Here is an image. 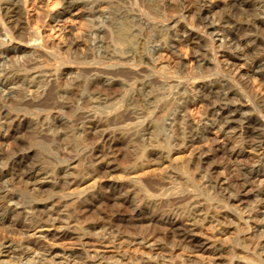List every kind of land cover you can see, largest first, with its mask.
Instances as JSON below:
<instances>
[{
	"label": "rangeland",
	"instance_id": "374dc122",
	"mask_svg": "<svg viewBox=\"0 0 264 264\" xmlns=\"http://www.w3.org/2000/svg\"><path fill=\"white\" fill-rule=\"evenodd\" d=\"M55 1L57 2V0H36V1L19 0L22 8L24 7L23 8V16H24L23 19H25L27 17V19H29L28 23L30 22L29 23V25H30L29 29H27L24 32L26 33L30 30L34 31L38 27L42 36H44L43 37L44 39L45 38L49 39V41L54 42L56 44V46H60V47L54 48V50H52V51H54V53L50 56L44 55L45 56L44 57L42 55L38 59V62L36 63L35 66L33 64H32L33 66L29 65L30 68L28 67V65H27V67H24V68L12 66L11 62H10L12 71H14V72L16 71V73H18L20 75L27 74V73L29 74L31 72H32V74L37 72L36 73L37 75H43L44 74L45 76L44 75L43 76L46 77L45 79H43V82H44L43 88L45 89V91L41 97H38L36 99L37 101H33V94H30V93L28 94V92L25 93L22 90H20V91L15 90L13 92V94L15 95L16 98H19V97L21 98L26 94L25 95L26 96V103L31 102V104H29V105L22 106V109H20V110L14 104V102L13 103L11 102L12 99L11 100L9 99V101L7 102L4 100V98H2V96L0 97L1 98L0 99V116H2V114L6 110V111H9L11 113H19L20 115L25 117V124H24L25 126L20 130V132H18L16 134V136L14 138H12L11 141H9L4 146V148H7L6 146H8V147L10 146V148H8L9 150L6 153L7 156L4 157L5 156V154H4V155H2L4 157V159H0V167H1L0 169H5L8 166V164H7L8 161H10L11 158L13 157V155L15 156L18 152V154L24 153V155L26 157H28V158H26V165H28V167H29V165L32 166V164L35 162L34 165H36L39 169H41L40 171L45 174V175L43 174L42 178H41L42 186L39 189H37L36 191L31 189V187L33 188V186H31V185L24 186L21 184H15L16 186L14 185L12 187L4 188L5 190H8V192L11 190L15 192V195L18 198V199L16 198L17 199L16 201L19 200L18 201L19 204L16 206L17 212L18 211H28L30 204L31 205H34V204L37 205L38 204L37 206L41 209L44 208L45 204H46V205H48V207H51V205H53V206L55 205L54 207H56V209H57V207L59 209L61 207L62 208L64 207V209L67 208L71 212L70 213L71 215H73L72 212H74L75 215L77 214V217L74 221H72L73 223L70 222L68 225L63 223V225H62L63 227L57 226L60 224H55L53 226H50V225H47V226L42 225L41 226L38 224L34 225V223L32 221L27 220L29 223L27 224L26 223L27 221H25V225L27 224L26 225L27 228L26 227L22 228V230H21L22 233H21V231L16 230L13 226H10L6 222V220L0 221V240H1L0 264H29V260H28L29 258H22L21 260L18 261L17 257L13 256L10 252L12 250L11 246L15 247V245H17L18 242L19 243L24 242L23 244H25L27 242V240L36 241L38 244V247H41V248H51V249H54L56 251L64 250L66 252H72L74 254H76V253L81 254V256L83 255L82 257L84 260V263H82V264H149V263H153V264H160V263L161 264H197L196 262H199L200 260H201V262L203 261L204 264H208V263L212 264V262H213V264L214 263L215 264H228L231 260L230 258H232V260H235V261L236 260L240 261L241 258H244V259H241V261L245 260V263H248L249 260L247 259V256H248V258H250V257L254 258L253 257L254 256L253 255V247L255 246L256 243L254 242L255 244L253 243V247L252 246L250 247V248H252V250L251 249H245L244 245L241 243L242 238H245V237L247 238L249 235H251V231L247 230V226H246L247 224L245 223V216L247 214L246 210L249 209L250 207L247 208L248 206L246 207L245 205L252 204L251 203L252 201L255 202L254 201L255 198L252 195L258 190V187L255 186L252 188H247V190L242 191L240 193L241 196H244V197H246L245 199H247L244 202H242V203L240 202L239 204H237V202H233L234 206L236 205V207H238L240 210L242 208V210L240 211L241 214L239 216L238 215L234 216L235 213L232 211L233 210L232 207H229V209L225 208L221 204L220 200L211 199L207 196V194L204 191L201 190L205 194L202 193L201 191H199V189H197L196 187L195 188L192 187V185L195 184L196 171H194L195 168L193 167V166H195L194 162L193 161L191 162V160H189V159L192 157H196V155H198V152L201 149L206 148L207 146H214V148H216V146L218 147V145L220 143H222L224 140H227L228 138L219 134L218 130H216L215 128H210L207 131V134H206L207 139L206 140H199V141L194 140V142H190L188 139L187 141H189V142L187 143L186 148L184 146H182L181 141H179L177 145L175 144V142L171 143V141H169L170 139H168V137H169V135H171V133H169V131L167 129H165V128H167L165 125L167 123H165V122H168V121L166 120L164 122V120H165V117H167L166 114L174 107L173 101L175 102V98L183 95L184 87H188L190 85V80H188L186 78L185 73L180 72V70L182 68H178V67L174 66L175 65L174 62L175 63L178 62V60H179L178 55H180L181 58H183V60L186 61V63H185L186 66H188L190 64L191 54L188 50L186 51V49L183 46H178L179 48H177V50L179 53L177 51H174V50H172L173 51L172 52L170 49L162 50V52L161 51L159 52V55H158L159 57H158L157 62H156V63H158V66H157L159 68V69L157 68L158 70L156 68L154 69V67L149 62V60H147V59L151 58V52H152L151 48H153V46L158 43L157 41H160L159 40L160 38L162 40L163 36H166V30H165L166 24H169L168 26L171 25L170 26L171 31H174V29H173L174 24L173 23H175L174 21H178V23H180V25H178V23H177V27L178 28L180 27V31L178 33H179L180 37H184L183 31L181 32V30H184L186 27H191L190 25H191L192 20H193V17H191L192 13L188 14L187 8L188 7L190 8L191 6H193V10H196V5L193 4L195 0H193V1L192 0H186V1H182V0H173V1L172 0L171 1L170 0L169 1L168 0H166V1L146 0L147 2H143L144 0H83L84 5L86 7L84 5L82 6V3L79 4L80 6L79 5L72 6L68 10V12L66 14H64L61 18H59L57 20H50V19H48V17L45 16V13L42 12L43 11L42 9H46V8L51 9L52 8L51 12H56L57 10H60L61 9L60 3H57V5H54ZM175 1H176V3H175ZM177 1L178 2L180 1V2L177 3ZM213 1L217 4H219L218 9L216 8L214 10V12L215 11L216 12L215 13L212 12V14H214V16H215L214 17L215 20H218V14H219V17H222L223 19H225V17H230L234 21H236L237 23H241V24L245 23L246 21L248 22V20L252 21L254 18H256L257 14L260 13L259 12V6L261 5L260 8L262 7V5L264 7V0H245V1H250V3L252 5L250 7L238 6L237 9H236V7L235 8L226 7V5L223 4V2H225V0H213ZM261 1H263V2H261ZM137 2L139 3V5H137L138 4ZM222 4H223V6H222ZM254 4H256V5H254ZM163 5H164V7H163ZM178 5L180 7H178ZM181 6H183V7H181ZM257 6H258V8H257ZM84 7H85V9L88 8L87 12L85 9H83ZM220 7L223 9H221ZM89 8H91V9H89ZM92 8H95V9H92ZM182 8L184 9L183 11H181ZM238 8L239 9L242 8V10H239ZM231 9H233V10L231 11ZM253 9H255V10H253ZM91 10L93 13L91 12ZM222 10H224V11H222ZM248 10L250 11V13H248L249 12ZM193 12H195V11H193ZM251 12H253V13H251ZM85 13H91V14L86 16ZM226 13H227V15H226ZM254 13L255 14L257 13V14L253 16L252 14H254ZM43 14H44V16H43ZM247 14H248V16H246ZM159 15H160V17H159ZM251 15H252V18H251ZM193 16H194V13H193ZM178 17L181 21L178 19ZM243 17H245L246 19L248 18V19L247 20L243 19ZM182 18H183V20H182ZM184 18H186V19H184ZM235 18H236V20H235ZM89 19L91 20L90 22H89ZM238 19H240V20H238ZM182 22L183 23L185 22V23L183 24ZM194 24L196 25V27L198 26V28L195 27V29H193L195 32H198L199 34H201L203 36V38L209 37V34H207L204 31V28H202L204 24H198L197 22H195V23L193 22V25ZM217 24L220 28L218 26H216ZM185 25H186V27H185ZM214 25L217 27L216 29H218V30H215L213 33V34H216L214 36L215 41L213 43V51L215 52V56L219 62L216 61L217 62L216 63L214 60H212L210 63L211 64L210 66H213L214 65L213 63H216L218 66L222 67V69L220 67L221 70H223V69L225 70V71L223 70L225 73L224 72L220 73L221 78L231 79V77L236 75L235 78L237 80H232V82L229 80L230 83H232V84L234 83L237 86H242V88H244L246 92L248 91L247 93H249V95L251 94L250 96L252 98H253L252 93L254 95L260 94V93L264 95V76H263L264 75V68H263L264 66H263V63L260 65L259 64L253 65L252 66L253 68L252 67L250 68L247 65L251 60L253 61V58L256 59L259 56L264 55V38H263L264 35H262V32L259 30L261 32V34H260L258 30H255V29H252L251 31L249 30V34H247V35L252 37L254 40L256 39L255 41L252 40L251 41L252 43L249 44L250 40L244 41L245 37H247V35L244 34V33H246V31L245 30L243 31L242 28H240L241 26H238L237 28H239V29L236 31L234 30L235 35L237 34L236 37L239 38L241 41V44L239 45L238 50L239 49L242 50V52H240V50H239V52L244 53L247 56L243 55L241 57H233V56L227 55L229 49L227 50L224 46L223 47L219 46V42H218V37H222L225 34V31H227V29L228 30L231 29L230 31H233L232 28L230 27L233 25L229 23V24H225L223 26L222 25L220 26L218 21H215ZM182 27H183V29H182ZM221 27H222V29H221ZM60 28H64L65 31L61 32L62 30H60ZM161 30H162V33H161ZM66 31L67 32L70 31V35L67 38H69L72 34L71 38L73 39V41H75V42L77 41L80 44L79 48H81L83 45V47L80 49L81 54H80V51H78V50L75 51V50L70 49L71 51L70 50L66 51V50H68V48L63 47L64 43L67 40L66 34H65ZM208 31H210V30H208ZM239 32H241L244 35H242ZM85 33H87V34L89 33L90 36L85 35ZM247 33H248V31H247ZM161 34H163V35H161ZM263 34H264V31H263ZM83 35H85V38ZM82 36H83V38H82ZM90 37H91V39H90ZM243 38H244V40H243ZM85 39H87V40H85ZM93 39L95 40V42ZM82 40H83V42H82ZM91 40H92V42H91ZM259 40H261V41H259ZM226 41H228V40L226 39ZM247 42H249V43H247ZM0 43H2V41H0ZM203 43L204 44L201 43V49L202 48L207 49V47L209 46V42L203 41ZM205 43L207 45H205ZM258 44H259V46H258ZM84 45H88L89 48L84 46ZM91 45H92V47H91ZM93 45L95 46L94 50H93ZM2 47H3V45H0V48H2ZM95 48H96V51H95ZM97 48H100V49H97ZM199 48L200 47H198V49ZM56 49H58V50H56ZM82 49H84L86 52L84 50H83L84 52H82ZM185 51L188 53L185 54ZM73 53L75 55H73ZM76 53L78 54V56L76 55ZM174 53H176V54H174ZM99 54L101 56H99ZM188 54H190V55H188ZM95 55H97L96 56L97 58L95 57ZM176 55H177V58H176ZM108 56L109 57L111 56L112 58L111 57L109 58ZM139 56L140 57L143 56L144 58L141 57L143 60L140 59ZM47 57H49V58H47ZM79 57H81V58H79ZM82 58H84V59H82ZM101 58H104V59H101ZM107 58L109 61L107 60ZM68 59H69V61H68ZM100 59L103 61H101ZM125 60H127V61L125 62ZM141 60H142V62L139 65V67L138 66L136 67L132 64H129V63L138 62ZM83 61H84V63H83ZM147 61H148V63H146ZM113 64H116L115 67H111V65H113ZM147 64H149V65H147ZM160 65H167L168 69L161 71ZM118 66H120V67H118ZM123 66H125L126 68ZM131 66L136 67V70L130 71L129 67H131ZM170 66H172V67H170ZM61 68H63V69H61ZM127 68L129 69V73L125 72L126 70L128 71ZM21 69H22V71H21ZM51 69H52V71H51ZM56 69L60 72H58ZM101 69L102 70L104 69L105 72L106 71H112V70H114L115 72L112 71L111 74L109 73L110 75H108V74L106 75V74H104V72L102 73ZM106 69H108V70H106ZM122 69H123V71H122ZM43 70H45V71H43ZM93 70H95L94 73H93ZM116 70L117 71L119 70V71L116 72ZM96 71L100 73L101 77H99L100 75ZM56 72L60 73V74H57ZM64 72H66V73H64ZM230 72L232 74H230ZM233 72H235L234 75H233ZM141 73L143 76L141 75ZM209 73L210 72L205 73V75L209 74ZM66 74H68V75H66ZM102 74H104L108 77H111V75H112V78L114 77V79L116 80V83H115L116 85L114 83L110 86L106 85V83L104 84L105 78ZM56 75H58V76H56ZM91 75H92V77H91ZM97 75H99V76H97ZM218 75L219 74H216V76H218ZM220 75L218 77H220ZM65 76H66V78H64ZM216 76L213 75V77H216ZM97 78H99V79H97ZM120 78H121V80H119ZM134 78L136 80H134ZM204 78L207 79L209 77H204ZM58 79H59V81H58ZM63 79H65V80H63ZM88 79H89V81L92 80L93 82L90 81L91 83L89 84ZM117 79L119 80V83H118ZM47 80H49V81H47ZM62 80H63V83H62ZM71 80H74V81H72V83H69ZM139 80H140V82H139ZM141 81L143 84L141 83ZM48 82H50V83L48 84ZM58 82H60V83L58 84ZM149 82H150V85H149ZM144 83H146V84L144 85ZM51 84H54V85H51ZM69 84H71V86ZM93 84H96V85H93ZM135 84H136V86H135ZM68 85H69V87H68ZM100 85H102L103 87L101 88ZM50 86L52 87V89L55 87V91L58 88L60 89V87H61V89H63L65 87L63 89L64 93L60 92L61 95L63 94L62 95L63 99H57L58 101H60L58 105L53 103V99H52L51 95H54V93H51V92H54V89L52 91ZM89 86H90V88H89ZM132 87L133 88L136 87V88L133 89ZM143 87H145V88H143ZM49 88L51 90V92H50L51 95L48 93L50 91ZM92 88L93 89L97 88L98 90L96 89V91H94L95 89L93 90ZM99 88H101V89H99ZM47 90H48V92H46ZM74 90H75V92H74ZM100 90H102V91L100 92ZM143 90L146 91V93L143 92ZM16 92L18 93V95H16L17 94ZM45 92H46V94H45ZM93 93H96L99 95L101 93H104L105 95L104 94L100 95V97L102 98V99L100 98V100L101 101L104 99L106 100L107 97H108V100L106 102H104L103 104H100L98 107H96V103H92V101L90 99ZM4 95H5V93H4ZM67 95H68L69 99H68ZM74 95H76V96H74ZM109 95L111 96L110 99H109ZM11 96H13V95H11ZM11 96L8 95L7 97H11ZM79 96H80V99H79ZM46 97L49 99H46ZM41 98L43 99V102H41V100H40ZM87 98H89V99H87ZM111 98H113V99H111ZM50 99L52 102L51 101L49 102ZM44 100H47L48 102H45ZM212 100H215L214 97H212L208 101L211 102ZM39 101H40V103H39ZM64 101H66V102H64ZM88 101H90V102H88ZM246 101L247 100L244 98L243 103H242V101L241 102L236 101V102L244 105L248 102V101L247 102ZM44 103H46L45 104L46 106L42 105ZM65 103H67L68 105ZM89 103L91 104V106ZM34 104H38V105L41 104V105L38 107H35ZM51 104L53 105V109H50V111L46 110V109L50 108V106L48 107L47 105H51ZM133 104H134V106H133ZM94 106H95V108H94ZM170 106H172V108H170ZM12 107H14V109ZM56 108H58V109H56ZM189 108H190L189 111L191 110L189 112V117L191 120L193 118V121H195V120H199V118H200V120H202V122L204 121V117L206 118V116L204 113L205 107L203 105H199V104H197L195 106L192 105ZM98 109H100V111ZM114 109H116V110H114ZM168 109H169V111H168ZM84 111H86V113ZM92 112L94 114H92ZM55 113H58V114H55ZM79 113L80 114L82 113L83 115L82 114L80 115ZM252 113L255 114L257 112L252 111ZM86 114L92 115L91 120H96L100 117L99 118L100 121L101 122L103 121L101 123V129L105 128L103 130V133L110 135L114 138H119L118 139L119 141L118 140L115 141V143L113 145V147H115V148L112 147L113 150L112 149L110 150L112 152V153L110 152V155L112 154L114 157V159L112 157L113 166L115 167V169L113 171L110 170V171H106L103 173L101 172L100 174L98 173L97 175H93V176L91 175L92 174L91 173L92 168L89 166V159H88L89 157L87 158V156H89V154H91L93 148L102 145V142L104 139L102 137V134H103L102 131H99V133L95 132L96 134L95 133H92V134L89 133L87 135L79 134V133H81L80 132L81 130H80V127H78V126H80V122L78 123V120L79 121L83 120L85 125L89 124V121H87V118H86V120L82 119V117H84ZM100 114H102V115H100ZM116 114H118V115L116 116ZM76 115H78V116H76ZM137 115H138V117H137ZM79 116H82V117H79ZM53 117H55V118H53ZM144 117H145V119H144ZM75 118L78 120L76 121ZM201 118H203V119H201ZM50 119H52L51 123H50ZM38 120H39V122H38ZM104 121H106V122H104ZM177 122H176V126L174 127L173 130H174V134L179 137V135H180L179 131H181V129L179 128V125H180L179 122L180 121H177ZM33 123L35 125H33ZM134 123H135V125H134ZM29 124H31V125H29ZM59 124H61V125L58 126ZM102 124H103V126H102ZM62 125H64V126H62ZM136 125L137 126L139 125V126L137 127ZM45 126H47V127H45ZM49 126L52 127V129H51L52 131L51 130L48 131ZM73 126H75V127H73ZM61 127H63V128H61ZM143 128H144V131H143ZM152 128H154V129H152ZM166 130L168 131V134H167ZM53 131H54V133H53ZM60 131H64V132L66 131V132L64 133V132H60ZM50 132L52 134H50ZM146 133H147V135H146ZM99 134H101V135L99 136ZM144 134H145V136H144ZM120 136L125 138V139H122ZM127 137H128V139H127ZM150 138H152V139L150 140ZM212 140H213V142H212ZM150 141H153V142H150ZM210 141L212 142V145H211ZM100 142H101V144H99ZM158 143H161V144H158ZM189 143H191V144H189ZM217 143H219V144L217 145ZM24 144L26 145V148L24 147L25 146ZM97 144H99V145H97ZM153 144H156V147ZM248 144H249V142L246 143V146H244V151L247 152L249 155L245 154L240 159H235L234 162H235L236 166L241 167V166H244V163H247V162L252 163L253 161H255L257 159V156H260V154L262 153V148L252 149ZM12 145L14 146V148ZM204 145H205V147H204ZM18 147H21V148L18 149ZM157 147H158V149H161L163 151L164 156L167 155L166 158H163L162 160H160V158L158 157L159 156L158 154L151 152L152 149H157ZM149 148L151 150H149ZM22 150H23V152H22ZM14 151H17V152H14ZM210 151H206L203 153V157H207V158L209 157L208 163L217 164V165H224L225 162H223L224 160H222L223 155L221 157V154L219 155L217 153L218 155H215L216 152L214 153L213 151H211V152ZM216 151L218 152V150H216ZM9 155H10V158H8ZM218 156H219V159H218ZM6 158L8 160H6ZM213 158L215 159V161H213L214 160ZM246 158H248V159H246ZM241 159H243V160H241ZM3 160H4V162L6 161L7 163H4L3 167H2L1 162H3ZM31 161H33V162H31ZM221 161H222V163L220 164ZM185 163H186V165H184ZM190 163H192V164H190ZM236 163H238V165ZM5 165H7V166H5ZM26 165L24 168L27 169L28 167ZM188 166L189 167L192 166L193 168H189ZM183 168H185V169H183ZM89 169L91 170V172ZM191 169H193V170H191ZM222 169H223V167L222 168L220 167L219 171L222 172ZM66 170H67V173H70L72 171V174L69 175L70 179L77 180V182L72 184L71 186H69V188L63 184V177L66 174L65 173ZM128 170L130 171V173ZM75 171H76V173H73ZM55 172H58V173L56 174ZM61 172H63V173H61ZM166 172L169 176L166 174ZM192 172H194V173H192ZM57 175H58V177H57ZM159 175H163V177H160ZM193 175H195V177ZM171 176L173 177V180H172V178H170ZM175 177L178 178L177 182H176V180H174ZM192 177H193V179H192ZM181 180H182V183H181ZM179 181H180V183H179ZM52 183H57V185L54 186ZM59 183H60V185H59ZM113 184L116 187H120L124 191H128V193L134 195L135 199L137 200L136 203H138L139 205H147V204L150 205L152 202L160 203L162 201V203H160V205L162 204L161 205V207H162V206H164V203H165L164 199L167 197L168 194H170V192H171V194H173V196L175 194H177V195H175L176 198L177 197L178 198L179 197H182V198L185 197L186 198L187 196H185V195H189V193L192 196L197 195V198L199 199L200 203L203 206L202 208H204L203 212L205 210V213H208L209 216L211 215V212H214V211H217L218 213L229 212L231 215H233V217H234L233 221H235L236 224L238 223V226H236L235 223H234L235 224L234 225L232 223L229 224V222H226L225 223V227L227 229L226 232L225 233H218L214 230V228H212L213 226H211L210 222L206 221L205 223H203V225H202L203 227L200 226L202 228H200L196 225L197 228L195 227V232L197 231L196 234L199 238L208 240L210 243H212V245L215 244L216 247L218 246L217 248H220V246H221V248H223V249H221V251L216 252V253L215 252H209V251H200V252L191 251L190 252L189 250H184L181 248H177V249L175 248L174 249L172 247L174 242H172V241H174L175 237L171 233H167V237H164L165 236L164 232L166 230L164 231L163 227L161 226L163 224H161L159 221H156V220L152 221V223L151 222H133L131 224L128 223V224H125L126 226L124 225L121 229L123 231V233H126L125 237L126 236L137 237V236L141 235L142 233L143 234L149 233V232H152L153 230L154 231L156 230L157 232L160 231V233L157 234L155 240H153L154 242L152 241L153 243L152 242H150V244H148V243L138 244L137 242L129 243L128 239L125 240L126 239L125 237L118 238L114 241L100 240V239H98V236H96L94 234L91 235V233H84V232H87V230H88L86 228L92 222L97 221L98 218L101 219L103 217H110L111 215L115 216V215L120 214L121 212L122 213L124 212L123 214H128L130 212V208H131L129 204H126V203L120 204V203H117L114 200L109 198V197H112L108 193H110L112 188H114ZM97 185H100V186H97ZM168 185H171V186L168 187ZM60 186H62V187H60ZM193 186H195V185H193ZM51 187H54V188H51ZM164 187H167L168 189L170 188L165 194H164V192L159 190V189L164 188ZM262 187H264V184L261 186V188ZM186 188L189 189L190 192ZM12 191L10 193H14ZM33 191H34V193H33ZM156 191H158V192H156ZM85 193L87 194L86 195L87 197L84 196ZM159 193H161V194H159ZM179 194H180V196H179ZM68 195H70V196H68ZM136 195H138V196H136ZM155 195H156V197H155ZM150 196H153V197H150ZM162 196L164 197V199ZM142 198H143V200H142ZM38 199H40V201ZM52 200L55 202H53ZM156 200H159V201H156ZM86 201H88V202H86ZM52 202H53V204H51ZM85 202H86V204H85ZM245 203H248V204H245ZM65 204H67V205H65ZM73 204H74V206H73ZM82 204H83V206H82ZM65 206H67V207H65ZM19 208H21V209H19ZM22 208H24V209H22ZM75 208H77V209H75ZM150 210H151V208H150ZM76 211H78V212H76ZM232 213H234V214H232ZM15 216H13L12 218L15 219L18 216L20 218V214L17 217H15ZM14 219H12V220H14ZM237 219H240V220L238 221ZM184 220H183V222H185V223L187 222L188 225L191 224L190 222H188V220H186V219H184ZM30 224H31V226L29 227ZM132 224H134V225H132ZM198 224H200V222ZM239 224H240V226H239ZM255 224H256L255 222H251V221L249 222V226H251V229H252V227L254 229ZM58 227H59V229H58ZM78 227H80V229ZM238 227H239V229H237ZM66 229H68V230H66ZM75 229H76V231H75ZM241 229H242V231H240ZM79 230H81V231H79ZM54 231H57V233H59V234L64 232V231H67V233H70V234L65 235V236L55 235V236L51 237V235ZM125 231H127L129 233H127ZM46 233H49V235H46ZM162 233H163V236H162ZM127 234H129V235H127ZM160 236L162 238H160ZM170 242H171V244H170ZM223 246H225V247H223ZM227 248L229 250H227ZM231 250H232V252L233 251L234 252L232 253ZM19 251H20V249L18 247H16V252H19ZM42 255L47 256V253L42 252ZM149 255L153 259L151 257L147 258V257H149ZM140 256H141V259L139 258ZM262 256L264 259V252L262 253ZM60 257H62V256L58 255L55 257V259L57 261H59L61 259ZM142 257H144V258L142 259ZM183 258H184V260H182ZM63 259H65V258H63ZM148 259H149V261H148ZM1 261H3V262H1ZM184 261H185V263H184ZM63 263L64 262H62V260H61L57 264H63ZM36 264H40V263L36 262ZM248 264H250V262Z\"/></svg>",
	"mask_w": 264,
	"mask_h": 264
},
{
	"label": "bare ground",
	"instance_id": "6f19581e",
	"mask_svg": "<svg viewBox=\"0 0 264 264\" xmlns=\"http://www.w3.org/2000/svg\"><path fill=\"white\" fill-rule=\"evenodd\" d=\"M33 1H36V0H33ZM162 1H166V0H162ZM182 1H186V0H182ZM143 2H147V1L144 0ZM179 2L177 1V3H179ZM261 2H263V1H261ZM54 3H55L54 5H57V3H60L61 9L60 10H57L56 12H51V9H52L51 7H50L51 9H47V8L46 9H42L43 10L42 12L45 13V16L48 17V19H50V20H57V19L61 18L64 14H66L68 12V10L72 6H77V5L81 4V3H82V6L84 5L83 0H57V2L55 1ZM175 3H176V1H175ZM193 4L196 5V10H193V6H191L190 8L188 7L189 5L187 6L188 7L187 8V13L188 14H191L192 13L191 14L192 15L191 17H193V20H192V23L190 22L191 23V25H190L191 27H186V25H185L186 28L184 30H181V32L183 31V36L184 37H180V35L178 33L180 31V27L179 28L177 27L178 21H174L175 23H173L174 24L173 25L174 31H171V27H170L171 25L168 26L169 24H166V25L164 24L165 25V30H166V36H163V39L162 40L160 38L159 39L160 41H157L158 43L156 45H154L155 43L153 44L154 46L152 45L153 48H151L152 49L151 58L147 59L152 64V66L154 67V69L155 68L157 69L158 68L157 67L158 66V63H156V62H157V59L159 57L158 56L159 55V52L160 51L162 52V50H168V49H170L171 51L174 50V51H177L178 52V50H177V48H179L178 46H183L186 49V51L188 50L190 52V54H191L190 64L188 66H186V64H185L186 61H184L183 58H181L180 55H178V59H179V60L177 59L178 62L177 61H176L177 63L174 62V64H175L174 66H176L178 68H182L180 70V72L185 73L186 78L188 80H190V85L188 87H184L183 95H181V96L178 95L179 97H176L175 98V102L173 101L174 107L172 108V106H170V108H172L170 111L168 109L169 112L166 114L167 117H165V120H164V122L166 120L168 121V122H165V123H167V124H165L166 127H167L165 129H167L169 131V133H171V135H169V137H168V139H170L169 141H171V143H174L175 142V144L177 145L178 142L181 141L182 146H184L185 148H186V145H187V143L189 141L190 142H194V140H198V141L199 140H206L207 139V135L206 134H207V131L210 128H215L216 130H218L219 134H221V135L225 136L226 138H228L227 140H224L220 144L217 143V145L219 144L218 147L216 146V148H214V146H207L206 148L201 149L198 152V155H196V157H192V158L189 159V160H191V162L192 161L194 162V165L195 166H193V167L195 168L194 171H196L195 184H193L195 186L192 185V187H194V188L196 187L197 189H199V191H201V190L204 191L207 194V196L209 198H211V199H218V200H220L221 201V204L225 208H228L229 209V207H232V209H233L232 211L235 213L234 216H237V215L239 216L241 214L240 211L242 210V208L240 210L238 207H236V205L234 206L233 202H237V204H239L240 202L242 203L245 200H247V199H245L246 197L241 196L240 193L242 191L247 190V188H252V187H255V186L258 187V190L252 195L255 198V200H254L255 202L252 201L251 202L252 204L245 205L246 207L248 206L247 208L250 207L249 209L246 210L247 211V214L245 216V223L247 225L246 224L245 225L247 226V230L251 231V235H249L247 238L246 237L245 238H242L241 239V243L244 245L245 249H251L252 250V248H250V247L251 246L253 247V243L255 242L257 245L254 243L255 244V246L253 247V255H254L253 257L254 258H251V257L248 258V256H247V259L249 260L250 264H264V259H263V256H262V253L264 252V187L261 188V186L264 184V95L261 94V93L254 95L252 93V95H253V98H252L250 96L251 94L249 95V93H247L248 91L246 92L245 89L242 88V86H237L234 83L233 84L230 83V81L232 82V80H237L235 78L236 75L233 76V77H231V79L221 78L220 73H223L225 70L224 69H223L224 71L221 70L222 67L221 66H218L216 64L217 63L216 61H218V60H217V58L215 56V52L213 51V43L215 41V37L214 36L216 35V34H213V33H214L215 30H218V29H216L217 28L216 26H218V24L215 26L214 23H215V21H218L219 24H220V26L221 25L223 26V25L229 24V23L233 25V26H230L233 31H230L231 29L228 30L226 28L227 31H225V34L222 37H218L219 46H221V47L224 46L227 50L229 49L228 50V53H227V55H229V56H233V57H241L243 55L247 56L244 53H240V52H242V50L239 49L240 52L238 50L239 45L241 44V41H240L239 38L236 37L237 34L235 35V31L239 29V28H237L238 26H241L240 28H242L243 31L244 30L246 31V33L243 32L246 35L249 34V30L251 31L252 29H255V30H258V31L260 30L262 32V35H264L263 34V31H264V7L262 5V7L260 8L261 5L260 6L258 5L259 6V12L260 13L259 14L256 13L257 14L256 18L253 17L254 19L253 20L251 19L252 18V15L253 16L256 15L254 13V14L251 15V18L249 17L252 21L248 20V22L246 21L245 23H242L241 24V23H237L236 21H234L230 17H225V19H223L222 17H219V14H218V20H215V18H214L215 16H214V14H212V12H214V10L216 8L218 9V5L219 4L215 3L213 0H195ZM223 4L226 5V7H229V8H235L236 7V9H237L238 6L250 7L252 5L250 3V1H245V0H225V2H223ZM223 4H222V6H223ZM137 5H139V3ZM254 5H256V4H254ZM258 6H257V8H258ZM85 7L83 9H85ZM163 7H164V5H163ZM178 7H180V6L178 5ZM181 7H183V6H181ZM23 8H22L19 0H0V41H2V43H0V45H3V47L0 48V97L2 96V98H4V100L7 101V102L9 101V99L10 100L12 99L11 102L12 103L14 102V104L18 107L19 110L22 109V106L29 105V104H31V102L26 103V96H25L26 94L23 97H21V98L20 97L19 98H16L15 95L13 94V92L15 90H19V91L22 90L25 93L28 92V94L29 93L30 94H33V101H37L36 99L38 97H41L42 94L45 91V89L43 88V84H44L43 79H45L46 77H44L45 76L44 74H43L44 76L43 75H37L36 74L37 72L36 73H33V74L31 72L29 74L27 73V74L20 75V74L16 73V71L15 72L12 71L11 65L12 66L21 67V68L22 67L23 68L24 67H27V65L29 67V65H32V64L35 66L36 63L38 62V59L42 55L43 56L44 55L50 56V55H52L54 53V51H52V50H54V48L60 47V46H56V44L54 42L49 41V39H46V38L44 39L43 38L44 36H42V34H41V32H40V30H39L38 27L37 28L35 27L36 29L34 31H31L30 30V31H28L26 33L24 32L27 29H29V27H30L29 23L30 22L28 23V20L29 19H27V17L25 19H23V17H24L23 16ZM89 9H91V8H89ZM92 9H95V8H92ZM221 9H223V8H221ZM85 10L87 12L88 8H86ZM183 10L184 9L182 8L181 11H183ZM224 10H222V11H224ZM232 10L233 9H231V11ZM239 10H242V8H240ZM253 10H255V9H253ZM193 11H195V12H193ZM91 12H92V10H91ZM193 13H194V16H193ZM248 13H250V11ZM251 13H253V12H251ZM90 14L91 13H85L86 16H88ZM226 15H227V13H226ZM43 16H44V14H43ZM246 16H248V14ZM159 17H160V15H159ZM236 18H235V20H236ZM178 19H179V17H178ZM184 19H186V18H184ZM243 19H246V18L243 17ZM182 20H183V18H182ZM238 20H240V19H238ZM90 21L91 20L89 19V22ZM193 22L194 23L197 22L198 24H204L202 28H204V31L207 34H209V37L203 38V36L201 34H199L198 32H195L193 29H195L196 25L195 24L193 25ZM178 25H180V23H178ZM196 28H198V26ZM182 29H183V27H182ZM221 29H222V27H221ZM60 30H62L61 32H64L65 31L64 28H60ZM208 30H210V31H208ZM247 31H248V33H247ZM260 31H259V33L261 34ZM161 33H162V30H161ZM239 33H241V32H239ZM65 34H66V38H67L70 35V31H68V32L66 31ZM244 34H242V35H244ZM85 35H89V33L88 34L85 33ZM85 35H83L84 38H85ZM161 35H163V34H161ZM71 36H72V34H71ZM71 36L69 38H67V40L65 39L66 42L64 41L65 43H64V46L63 47H65V48L67 47L68 48V50H66V51H69L70 49L75 50V51H77V50L80 51V49L83 47V45H82L81 48H79V45L80 44L77 41L76 42L73 41V39L71 38ZM83 36H82V38H83ZM87 39H85V40H87ZM90 39H91V37H90ZM226 39L228 41H226ZM243 40H244V38H243ZM246 40H250V43L249 42H247V43L251 44L252 43L251 41L254 40V39L252 37H250L249 35H247V37H245V40L244 41H246ZM203 41H208L209 42V46L207 47V49H203V48L201 49V43L204 44ZM259 41H261V40H259ZM82 42H83V40H82ZM91 42H92V40H91ZM94 42H95V40H94ZM205 45H207V44L205 43ZM84 46L88 47V45H84ZM258 46H259V44H258ZM91 47H92V45H91ZM94 47L95 46L93 45V50H94ZM198 47H200V48L198 49ZM97 49H100V48H97ZM56 50H58V49H56ZM83 50L84 49H82V52L85 51V50L84 51ZM95 51H96V48H95ZM186 51H185V54L188 53ZM74 53H73V55H75ZM77 53H76V55L78 56ZM80 54H81V51H80ZM174 54H176V53H174ZM190 54H188V55H190ZM96 56L97 55H95V57ZM99 56H101V55L99 54ZM141 57H143V56H141ZM141 57H140V59H142ZM47 58H49V57H47ZM79 58H81V57H79ZM176 58H177V55H176ZM82 59H84V58H82ZM101 59H104V58H101ZM107 60H108V58H107ZM142 60L141 61H138V62L129 63V64H132V65H134L136 67L137 66L139 67V65L141 64ZM212 60H214L216 63H213L214 65L212 64L213 66H210L211 65L210 63H211ZM68 61H69V59H68ZM84 61H83V63H84ZM101 61H103V60H101ZM126 61L127 60H125V62ZM10 62H11V65H10ZM146 63H148V61ZM262 63H263V66H264V55H261V56H259L256 59L253 58V61L251 60L247 65H248V67L251 68L253 65H256V64H259L260 65ZM115 65L116 64H113V65H111V67H115ZM147 65H149V64H147ZM118 67H120V66H118ZM123 67H125V66H123ZM136 67L131 66V67H129V69H130V71L136 70ZM170 67H172V66H170ZM220 67H221V69H220ZM61 69H63V68H61ZM108 69H106V70H108ZM129 69H128V71L126 69H125L126 71L125 70L124 71L129 73ZM165 69H168V66L167 65H160V70L161 71H163ZM45 70H43V71H45ZM103 70H102V73L104 72V74H106V75L107 74L110 75L111 72L114 71L112 69H111L112 71H106V72H105V70L104 71ZM21 71H22V69H21ZM51 71H52V69H51ZM94 71L95 70H93V73H94ZM118 71L116 70V72H118ZM122 71H123V69H122ZM58 72H60V71H58ZM99 72H97V73H99ZM208 72H210V73L205 75V73H208ZM64 73H66V72H64ZM100 73H99V75H100ZM234 73L235 72H233V75H234ZM57 74H60V73H57ZM104 74H102L104 76V78H105L104 79V84L106 83V85H109L110 86L113 83L114 84L116 83V80L114 79V77L112 78V75H111V77H108V76H106ZM216 74H219L220 77H218L219 75L216 76ZM230 74H232V73L230 72ZM66 75H68V74H66ZM99 75H97V76H99ZM141 75H142V73H141ZM213 75H215L216 77H213ZM56 76H58V75H56ZM91 77H92V75H91ZM99 77H101V75ZM204 77H209V78L205 79ZM64 78H66V76ZM89 79H88V81H89ZM97 79H99V78H97ZM63 80H65V79H63ZM63 80H62V83H63ZM119 80H121V78ZM119 80H118V83H119ZM134 80H136V79L134 78ZM47 81H49V80H47ZM58 81H59V79H58ZM72 81H74V80H71L69 83H72ZM90 81H92V80H90ZM90 81H89V84L91 83ZM139 82H140V80H139ZM49 83L50 82H48V84ZM59 83L60 82H58V84ZM141 83H142V81H141ZM54 84H51V85H54ZM145 84L146 83H144V85ZM69 85L71 86V84H69ZM69 85H68V87H69ZM93 85H96V84H93ZM102 85H100L101 88L104 86V85L103 86ZM149 85H150V82H149ZM135 86H136V84H135ZM89 88H90V86H89ZM101 88H99V89H101ZM134 88H136V87H134ZM143 88H145V87H143ZM51 89H52V87H51ZM53 89H54V92H51L50 88H49L50 91L48 92V90H47L46 92H48L49 94H50V92L51 93H54V95H51V94L50 95L52 96L53 103L58 105L60 101H58L57 99H63V96H62L63 94L61 95L60 92L61 93H64V92H63V89H61V87H60V89L58 88L56 91H55V87ZM53 89H52V91H53ZM96 89L94 91H96ZM75 90H74V92H75ZM101 91L102 90H100V92ZM46 92H45V94H46ZM143 92L146 93V91H144V90H143ZM4 93H5V95H4ZM101 94H104V93H101ZM8 95H10V96L13 95V96L7 97ZM16 95H18V93ZM100 95L99 94H96V93H93L92 96H91V98H90L91 101H92V103H96V107H98L100 104H103L104 102H106L108 100V97H107L106 100L104 99V100L101 101L100 100V98H101ZM74 96H76V95H74ZM47 97H46V99H49ZM67 97H68V95H67ZM110 97L111 96L109 95V99H110ZM212 97H214L215 100H212L211 102H209L208 100L211 99ZM244 98L248 101V102L246 101L247 102L246 104L243 105L241 103H237L239 101L240 102L242 101V103H243V99ZM68 99H69V97H68ZM79 99H80V96H79ZM87 99H89V98H87ZM111 99H113V98H111ZM40 100H41V102H43V99L42 98ZM44 101L45 102H48L47 100H44ZM50 101H51V99L49 100V102ZM66 101H64V102H66ZM88 102H90V101H88ZM39 103H40V101H39ZM45 104L46 103H44L42 105L46 106ZM52 104L51 105H47L48 107L50 106V108H48L46 110L50 111V109H53V105L54 104L53 105ZM65 104H67V103H65ZM197 104L203 105L205 107L204 113H205L206 118L203 116L204 117V121L203 122H202V120H200V118H199V120L193 121V118L191 120L190 117H189V112L191 111V110L189 111V109H190L189 107L192 106V105L195 106ZM34 105H35V107H38L41 104H39V105L38 104H34ZM90 106H91V104H90ZM133 106H134V104H133ZM12 108L14 109V107H12ZM94 108H95V106H94ZM56 109H58V108H56ZM98 110L100 111V109H98ZM114 110H116V109H114ZM5 111L2 114V116H0V151H1L0 152V159H4V157L7 156L6 153L9 150L8 148H10V146L9 147L6 146L7 148H4V146L9 141H11L12 138H14L16 136V134L18 132H20V130L25 126L24 125L25 124V117L24 116L20 115L19 113H11L9 111H6V112ZM252 111L253 112H257V113L253 114ZM84 112L86 113V111H84ZM55 114H58V113H55ZM92 114H94V113L92 112ZM78 115H76V116H78ZM100 115H102V114H100ZM117 115L118 114H116V116ZM91 116H92L91 114H86L84 117L79 116V117H82V119H85V120L87 118V121H89V124L88 125H85L83 120L82 121H79L78 119L75 118L76 121L78 120V123L80 122V126H78V127H80V130H81L80 132L81 133H79V134L87 135L89 133H91V134L92 133H95V132H98L99 133V131H102V133H103V130L105 129L103 127H102L103 129H101V123L103 121L102 122L100 121V119H99L100 117L98 118L99 120L98 119L91 120ZM137 117H138V115H137ZM53 118H55V117H53ZM144 119H145V117H144ZM201 119H203V118H201ZM51 120L52 119H50V123H51ZM177 121H180L179 122V124H180L179 125V128L181 129V131H179L180 132L179 137L174 134V130H173L174 127L176 126V122ZM38 122H39V120H38ZM104 122H106V121H104ZM29 125H31V124H29ZM33 125H35V124L33 123ZM60 125L61 124H59L58 126H60ZM134 125H135V123H134ZM62 126H64V125H62ZM102 126H103V124H102ZM45 127H47V126H45ZM73 127H75V126H73ZM61 128H63V127H61ZM154 128H152V129H154ZM51 129H52V127L49 126L48 127V131L51 130ZM54 131H53V133H54ZM143 131H144V128H143ZM168 131H167V134H168ZM60 132H64V131H60ZM50 134H52V133L50 132ZM100 135L101 134H99V136ZM146 135H147V133H146ZM144 136H145V134H144ZM102 137L104 139L103 142H102V145L93 148V150H92L91 154H89V156L86 155L87 158L89 157L88 158L89 159V166L92 168V172H91L90 169L89 170L92 173L91 174L92 176L93 175H97L98 173L100 174L101 172L103 173V172L110 171V170L113 171L115 169V167L113 166V161H112L114 159V157H113L112 154L110 155V152H111L110 150L112 149L115 141H117L119 138H114V137H112L110 135H107L105 133L102 134ZM121 138L122 139H125L123 137H121ZM127 139H128V137H127ZM151 139L152 138H150V140ZM188 139H189V141H187ZM150 142H153V141H150ZM212 142H213V140H212ZM212 142H211V145H212ZM248 142H249L248 145L252 149L262 148V153L260 154V156H257V159L255 161H253L252 163L247 162V163H244V166H241V165H240L241 167L236 166L234 160L235 159H240L245 154H248L247 152L244 151V146H246V143H248ZM99 144H101V142ZM99 144H97V145H99ZM158 144H161V143H158ZM189 144H191V143H189ZM153 145H155V147H156V144H153ZM24 147L26 148V145ZM204 147H205V145H204ZM13 148H14V146H13ZM19 148H21V147H18V149ZM113 148H115V147H113ZM149 150H151V149L149 148ZM210 150L213 151L214 153L216 152L215 155H218V154L220 155L221 154V157L223 155V157H222L223 159L222 160H224L223 162H225L224 165H217V164L208 163V158L209 157L208 158L207 157H203V153L206 152V151H210ZM216 150H218V152ZM14 152H17V151H14ZM22 152H23V150H22ZM151 152H154V153L158 154L159 155L158 157L160 158V160H162L163 158H166L167 157V155L164 156L163 151L161 149H158V147H157V149H152ZM4 154H5V156L3 157L2 155H4ZM112 157H113V159H112ZM8 158H10V155H9ZM26 158H28V157H26L24 155V153L23 154H21V153L18 154V152H17V154L15 156L13 155V157L11 158L10 161H8V163L6 161L4 162V160H3V162H1L2 163V167H3V164L4 163H7L8 166L5 165V166H7L5 169H0V221H3V220L5 221L6 220V222L10 226H13L16 230H19V231H21L22 228L26 227V225L29 223L27 220L32 221L34 223V225L35 224H38V225H41V226L42 225H46V226L47 225H50V226H53L55 224H60V225H57V226H61V227H63L62 226L63 223L66 224V225H68L70 222L74 221L76 219V217H77V214L75 215L74 212H72L73 215H71L70 214L71 212L69 211V209H67V208L64 209V207L63 208L61 207L62 209L61 208L59 209L57 207V209H56V207H54L55 205L54 206L51 205V207H48V205L45 204V207L41 209V208H39L37 206L38 204L37 205H35V204L34 205H31L30 204L28 211H18L17 212L16 206L19 204V202H18L19 200L16 201L18 198L15 195V192L11 190L14 193H10L11 191L8 192V190H5L4 188L12 187L15 184H21V185H24V186L31 185V186H33V188L31 187V189L34 190V191H36L37 189H39L42 186L41 178H42V175L44 173L40 171L41 169H39L36 165H34L35 162L32 164V166L29 165V167H28V165H26ZM218 159H219V156H218ZM246 159H248V158H246ZM6 160H8V159L6 158ZM241 160H243V159H241ZM33 161H31V162H33ZM213 161H215V159ZM221 163H222V161L220 162V164ZM238 163H236V164L238 165ZM190 164H192V163H190ZM25 165L28 167L27 169L24 168ZM184 165H186V163ZM193 167L190 166L189 168H193ZM220 167L221 168L223 167L222 172L219 171V168ZM183 169H185V168H183ZM191 170H193V169H191ZM55 173L57 174L58 172H55ZM61 173H63V172H61ZM65 173H64L65 176L63 177V184L66 187L69 188V186H71L72 184L76 183L77 180H74V179H70L69 178V175L72 174V171L70 173H67V170H66ZM73 173H76V171L73 172ZM129 173H130V171H129ZM192 173H194V172H192ZM166 174H167V172H166ZM159 176L160 177H163V175H159ZM193 176L195 177V175H193ZM57 177H58V175H57ZM170 178H172V180H173V177L172 176ZM177 179H178L177 177L174 178V180H176V182H177ZM192 179H193V177H192ZM179 183H180V181H179ZM181 183H182V180H181ZM52 184L54 186L57 185V183H52ZM59 185H60V183H59ZM97 186H100V185H97ZM113 186H114V188H112V190L110 191V193H108L109 195L112 196V197H109V198L112 199V200H114L117 203H120V204H124V203L129 204L131 208H130V212L128 214H123L124 212L123 213L121 212L122 213L121 214L119 212L120 214L117 213L118 215H115L114 214L115 216H112L111 215L110 217H103L101 219L98 218L99 220L97 219V221H94L92 223L90 222L91 224L89 223L90 224L89 226L87 225L88 227L86 229H88V230H87V232H84V233H91V235L94 234V235L98 236V239H100V240L114 241V240H116L118 238L125 237V234L126 233H123V231L121 230L122 227L125 224H128V223L131 224L133 222H151L152 223V221H155L156 220V221H159L161 224H163L161 226L163 227L164 231L166 230L164 232V234H165L164 237H167V233H171L175 237L174 241H172V242H174L173 245H172V247L174 249L175 248L176 249L177 248H181V249H184V250H189L190 252L191 251H194V252L209 251V252H215L216 253V252L221 251V249H223V248H221V246H220V248H217L218 246L216 247L215 244L212 245V243H210L208 240L199 238L197 236V234H196L197 231L195 232L196 225L198 227H200V226L203 225V223H205L207 221V222H210L211 226H213L212 228H214V230L216 232H218V233H225L226 230H227L226 227H225V223L226 222H229V224L230 223H232V224L235 223V221H233L234 220L233 219L234 218L233 215H231L229 212L218 213L217 211H214V212H211V215L210 216H209L208 213H205V210L203 212V209L204 208H202L203 206L200 203L199 199L197 198V195H194V194H193L194 196H192L189 193L190 196L189 195H185V196H187L186 198L185 197L184 198H182V197H179V198L177 197L176 198L175 195H177V194H175L173 196V194H171V192H170V194H168L165 199L162 196L163 199L165 200L164 206H162V207H161L162 204L160 205V203H162V201L160 203H156V202L154 203V202L151 201L152 203L151 204L149 203L150 205H148V204L147 205H139L138 203H136L137 200L135 199L134 195L128 193V191H124L120 187H116L114 184H113ZM169 186H171V185H168V187ZM60 187H62V186H60ZM51 188H54V187H51ZM169 189L167 187H164V188H161L159 190L162 191V192H164V194H165ZM187 190L189 191V189H187ZM34 191H33V193H34ZM156 192H158V191H156ZM204 192H202V193H204ZM159 194H161V193H159ZM86 195L87 194L85 193L84 196H86ZM68 196H70V195H68ZM136 196H138V195H136ZM179 196H180V194H179ZM150 197H153V196H150ZM155 197H156V195H155ZM38 200L40 201V199H38ZM142 200H143V198H142ZM156 201H159V200H156ZM53 202H55V201H53ZM53 202L51 204H53ZM86 202H88V201H86ZM86 202H85V204H86ZM245 204H248V203H245ZM65 205H67V204H65ZM73 206H74V204H73ZM82 206H83V204H82ZM65 207H67V206H65ZM150 208H151V210H150ZM19 209H21V208H19ZM22 209H24V208H22ZM75 209H77V208H75ZM78 211H76V212H78ZM234 213H232V214H234ZM19 214H20V218L18 216ZM13 216H15V217L18 216V217L14 219V218H12ZM12 219H14V220H12ZM184 219L188 220V222H190L191 224L188 225L187 222L186 223L183 222ZM237 220L239 221L240 219H237ZM25 221H27L26 222L27 223L26 225H25ZM250 221L256 223L254 229H253V227L251 229V226H249V222ZM199 222H200V224H198ZM132 225H134V224H132ZM30 226H31V224L29 225V227ZM236 226H238V223L236 224ZM239 226H240V224H239ZM202 227H200V228H202ZM78 228L80 229V227H78ZM58 229H59V227H58ZM237 229H239V227ZM66 230H68V229H66ZM75 231H76V229H75ZM79 231H81V230H79ZM240 231H242V229ZM125 232H127V231H125ZM21 233H22V231H21ZM127 233H129V232H127ZM158 233H160V231L157 232L156 230L155 231L153 230L152 232H149V233H145V234L142 233L141 235H139L137 237H135V236L134 237L126 236L125 237L126 238L125 240L128 239V242L129 243L137 242L138 244H141V243H148V244H150V242H152L153 240H155V238H156V236H157ZM68 234H70V233H67V231H64V232H62L60 234L57 233V231H54L52 233L51 237L52 236H55V235L65 236V235H68ZM46 235H49V233H46ZM127 235H129V234H127ZM162 236H163V233H162ZM160 238H162V237L160 236ZM23 243H21V242L19 243L18 242V244L15 245V247L14 246H11L12 250L10 252H11V254L13 256H16L17 257L18 261L21 260L22 258H29L28 259L29 260V264H36V262L37 263H40V264H51V263L52 264H57L61 260H62V262H64L63 264H82V263H84V260H83V257H82L83 255L81 256V254H77V253L74 254L72 252H66L64 250L56 251V250L51 249V248H41V247H38V244H37L36 241H32V240L31 241L30 240H27V242L25 244H23ZM170 244H171V242H170ZM0 245H1V240H0ZM16 247H18L20 249L19 252H16ZM223 247H225V246H223ZM227 250H229V249L227 248ZM41 251L47 253V256L46 255L43 256ZM231 252H232V250H231ZM58 255H61L62 256V257H60L61 259L59 261H57L55 259V257L58 256ZM150 257L151 256L149 255V257H147V258H150ZM63 258H65V259H63ZM139 258L141 259V256ZM143 258L144 257H142V259ZM230 259L231 260H230V262L228 264H248L249 263V262L248 263H245V260L244 261H241V259H244V258H241L240 261H238V260H236V261L235 260H232V258H230ZM182 260H184V258ZM148 261H149V259H148ZM1 262H3V261H1ZM184 263H185V261H184ZM196 263L197 264H204L203 261L201 262V260L199 262H196ZM149 264H153V263H149ZM208 264H211V263H208ZM212 264H213V262H212Z\"/></svg>",
	"mask_w": 264,
	"mask_h": 264
}]
</instances>
